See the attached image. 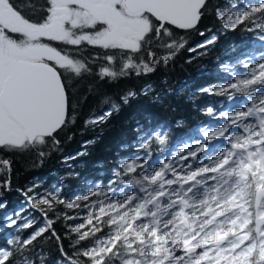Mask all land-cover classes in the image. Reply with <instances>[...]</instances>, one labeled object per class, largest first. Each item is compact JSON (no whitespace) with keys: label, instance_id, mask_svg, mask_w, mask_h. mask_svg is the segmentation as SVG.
Segmentation results:
<instances>
[{"label":"snow or ice","instance_id":"snow-or-ice-1","mask_svg":"<svg viewBox=\"0 0 264 264\" xmlns=\"http://www.w3.org/2000/svg\"><path fill=\"white\" fill-rule=\"evenodd\" d=\"M209 14L219 28L199 31ZM192 31L203 38L195 46L179 35ZM237 31L260 50L221 63L223 82L200 89L223 99L203 109L212 122L199 139L169 151L167 131L138 127L132 151L83 194L65 198L62 187L40 191L37 183L17 189L24 201L5 225L27 232L0 246V264H264V0H0L4 191L12 190V154L34 152L43 162L92 101L110 107L90 114L86 127L119 111L95 86L77 89L82 81L146 76ZM154 93L151 83L140 91ZM29 209L35 215H22Z\"/></svg>","mask_w":264,"mask_h":264},{"label":"trees","instance_id":"trees-1","mask_svg":"<svg viewBox=\"0 0 264 264\" xmlns=\"http://www.w3.org/2000/svg\"><path fill=\"white\" fill-rule=\"evenodd\" d=\"M28 3L30 0H27ZM25 3V0H19ZM221 3L224 0H220ZM219 28L217 19L209 14L199 26V31H216ZM186 35L189 45L195 46L203 38L198 31L179 33ZM260 42L252 34L227 32L221 34L218 41L205 50L204 54L183 50L167 66L161 65L154 73L137 77L135 75L116 81H82L77 89L83 86H95L101 93L112 97L120 103L116 111L102 125L86 127L84 120L90 114L107 109L110 105H98L92 101L82 108L79 119L60 134V149L51 151L41 162L34 152H18L11 155L13 161L11 181L12 190L0 189V201H6L7 207L0 208V246L8 238L26 234L18 233L15 227L5 225V217L18 211L24 197L17 189H26L33 183L42 185L40 191L62 187L65 198L74 193L83 194L87 186L109 179L111 170L117 160L132 151L131 143L136 137V129L160 127L169 133V151L184 142L191 143L190 138L199 136L198 129L212 122L203 109L217 106L223 99L216 95L204 94L202 88H209L223 82L224 73L221 63L235 62L243 52L247 54L255 49L260 50ZM145 83L154 86L155 93L145 96L140 94ZM76 91V89H73ZM128 91L138 94L129 99L127 104L120 97ZM159 96L157 99L156 96ZM127 146V147H126ZM157 145H153L156 153ZM83 153L82 155H78ZM74 157V158H73ZM22 215H35L29 209ZM58 231L62 223L56 224ZM65 246H68L65 241ZM45 251L55 256V245L46 242ZM58 258V257H57Z\"/></svg>","mask_w":264,"mask_h":264},{"label":"flooded vegetation","instance_id":"flooded-vegetation-1","mask_svg":"<svg viewBox=\"0 0 264 264\" xmlns=\"http://www.w3.org/2000/svg\"><path fill=\"white\" fill-rule=\"evenodd\" d=\"M25 2H26V3H28V1H27V0H25ZM16 3L20 4L19 0H16Z\"/></svg>","mask_w":264,"mask_h":264},{"label":"rangeland","instance_id":"rangeland-1","mask_svg":"<svg viewBox=\"0 0 264 264\" xmlns=\"http://www.w3.org/2000/svg\"><path fill=\"white\" fill-rule=\"evenodd\" d=\"M216 123H218V122H216ZM200 138V136H197L195 139H199ZM182 146V145H181ZM181 146H178V147H181ZM79 222V221H78Z\"/></svg>","mask_w":264,"mask_h":264}]
</instances>
